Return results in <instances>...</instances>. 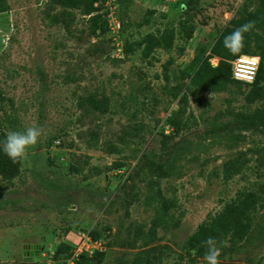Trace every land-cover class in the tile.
<instances>
[{
    "label": "rangeland",
    "instance_id": "374dc122",
    "mask_svg": "<svg viewBox=\"0 0 264 264\" xmlns=\"http://www.w3.org/2000/svg\"><path fill=\"white\" fill-rule=\"evenodd\" d=\"M6 1L0 264H75L79 233L90 264H205L193 236L235 204L252 205L251 226L219 242V264H264V31L247 32L254 83L187 91L203 60L216 66L221 31L258 0H130L124 12L106 0L90 15ZM96 13L111 24L104 33H91ZM165 28L171 46L146 53ZM92 96L107 98L106 113L90 110ZM30 125L44 134L13 161L6 134ZM157 200L171 218L146 245Z\"/></svg>",
    "mask_w": 264,
    "mask_h": 264
},
{
    "label": "trees",
    "instance_id": "16d2710c",
    "mask_svg": "<svg viewBox=\"0 0 264 264\" xmlns=\"http://www.w3.org/2000/svg\"><path fill=\"white\" fill-rule=\"evenodd\" d=\"M52 2L59 4L61 6L66 7H82L84 14L90 15L94 12H97L100 5L104 3L106 0H51ZM117 6L120 7L121 11H125L130 0H115ZM184 2V1H183ZM98 4V5H97ZM8 4L6 0H0V12L7 11ZM247 12V5L244 3L238 12V16L232 18L229 21V25L226 26L218 36L215 44L211 48V54L218 57L219 60L216 66H210L207 59L203 60L196 72L191 77L189 86L187 91L190 96H194L195 91H215L225 87L227 85L233 86H241V84H252L257 80L258 76V68L257 74L253 82L244 83L239 80L232 78L231 73V64L230 61L240 55H246L252 53L251 48L249 46V34L247 32L244 34V47L240 54L233 55L230 53L223 45L224 38L232 33L236 28L240 27L243 24H246L250 21L254 22V27L252 29H258L264 31V0H258V4L253 10V12L249 14ZM100 15L98 13L90 16L91 21V33L95 34L97 32H106L108 30L107 21H103L99 23ZM56 19V18H55ZM124 25V21L120 22ZM251 29V30H252ZM256 35V33H255ZM172 41V29L165 28L161 31V40H156L154 43L149 41V45L147 47L148 53L152 47H164L169 48L171 46ZM251 57V56H250ZM259 67V64H258ZM193 93V94H192ZM86 101H88L90 105V110L98 111L100 113H106L108 111V100L105 97L95 98L89 97ZM92 136L95 135V132L91 133ZM3 134L0 132V137ZM1 139V138H0ZM258 155L262 156L264 153L262 151H258ZM0 157L4 159L5 157L2 155V149L0 148ZM264 157V155H263ZM166 174L167 171L165 170ZM156 199V198H153ZM148 204H152V202L147 201ZM251 204L239 205L235 204L233 207L225 209L223 212L219 213L212 222L206 227L202 226L198 232L193 236V245H196V250L200 252L199 255L204 256L206 251V246L204 245V241H206L209 237L215 238L217 241V245L220 241H222L225 236L230 237H242L245 235L251 224L248 218V212L251 209ZM153 210L155 213L154 219L152 221V225L146 235V238L143 239V242L147 245L154 241L156 236V232L158 228H166L168 227L169 219L171 218L167 204L164 201H158L154 203ZM242 219H245L244 221ZM72 228V227H71ZM97 253L94 255L96 256ZM93 256V257H94ZM101 256V254H100ZM139 256L135 259V264H139ZM92 258L87 257L85 254H79L76 258L75 264H90Z\"/></svg>",
    "mask_w": 264,
    "mask_h": 264
},
{
    "label": "clouds",
    "instance_id": "9594fccd",
    "mask_svg": "<svg viewBox=\"0 0 264 264\" xmlns=\"http://www.w3.org/2000/svg\"><path fill=\"white\" fill-rule=\"evenodd\" d=\"M253 27L254 22L250 21L236 28L224 38V47L233 55L240 54L244 47V34ZM43 134L44 129L38 125L27 126L22 131L10 130L3 142V151L10 159L16 161L26 154L30 146L37 144ZM203 243L206 246L203 257L205 264H219L220 248L217 247L215 238L209 237Z\"/></svg>",
    "mask_w": 264,
    "mask_h": 264
},
{
    "label": "built area",
    "instance_id": "2783aa9c",
    "mask_svg": "<svg viewBox=\"0 0 264 264\" xmlns=\"http://www.w3.org/2000/svg\"><path fill=\"white\" fill-rule=\"evenodd\" d=\"M108 26L111 27V24L108 20ZM117 29L120 27V23L118 20L113 21V29ZM231 64V73L232 78L239 80L244 83H251L254 81L256 74H257V68H258V62L254 57L246 56V55H240L233 60L230 61ZM80 234L81 243L77 246L75 250V254L73 258H77L79 254L85 253L89 250V245L85 244L86 236L83 233Z\"/></svg>",
    "mask_w": 264,
    "mask_h": 264
}]
</instances>
